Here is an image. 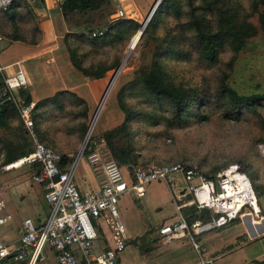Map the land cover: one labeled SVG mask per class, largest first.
I'll return each mask as SVG.
<instances>
[{
    "label": "rangeland",
    "instance_id": "374dc122",
    "mask_svg": "<svg viewBox=\"0 0 264 264\" xmlns=\"http://www.w3.org/2000/svg\"><path fill=\"white\" fill-rule=\"evenodd\" d=\"M47 2L49 8L57 11L49 12L46 9L45 0H36L29 5L36 20L33 26L30 19L23 20L21 25L26 37L31 38L28 32L35 25L42 32L41 22L44 18H58L60 26L57 25L56 33L60 36L64 51H66L64 37L67 34L83 37V39L72 40L71 46L77 50L78 55L83 56L86 68L93 66L97 69H105L114 65L117 68L122 60L128 57L108 96L106 106L110 101L114 102V99L117 101L116 96L120 90L133 82L138 70L151 64L154 52L159 45L163 46L164 55L160 58V62L166 82L196 94L198 96L196 100H201L200 107L193 108V115L199 116L198 112H200L207 116V121L201 122L193 118L186 126L169 129L166 127V121L170 117L169 108L160 109L158 102H155L152 96L135 83L128 86L123 93V102L137 116V123L131 127V135H134L137 140L136 148L139 149L133 154L135 163L132 167H144L150 163L163 165L184 162L195 164L206 178H215L221 171L237 165L246 172L255 186V191L257 189V192L263 195L259 199L261 206H259L261 209L259 218H264V125L250 113L243 114L235 120L227 119L220 107V101L218 103L215 98L218 87L223 81L240 96H264V36L262 32H258L255 37L249 39L239 51L234 53L228 49L221 55L217 65L202 63L196 54L178 59L177 46L173 44L179 40L183 41L192 34V29L186 26L191 21L190 8L187 0H169L171 7L161 14L157 23L142 37L139 29L136 31L127 28L119 37L109 36L107 43L101 48L92 49L87 41L90 39L91 32H105L110 26L120 21L109 17L115 12V0L94 3V5L92 3L82 8L77 7L70 14H63L58 2L54 0ZM155 2L156 0L154 2L145 0L141 4L140 1L126 0L124 5L129 16L128 20L136 21L141 27ZM161 2L162 0L159 5ZM208 3H213L214 7H210L208 11L200 9L197 14L198 17H203L214 25H217L219 17H222L229 18L235 23L252 24L258 27L259 17L264 11V0H197L194 5L207 8ZM6 31L9 32V28ZM0 32L6 44L5 35L1 30ZM116 68L106 72L105 87L109 84ZM262 105L258 109V114L264 116V102ZM97 108L98 105L85 121L86 130L78 129L80 137L78 150L84 145L87 131L89 138H99V119L94 121ZM62 122L67 129L71 128V124H77V121L71 120L70 117L63 118ZM66 132L68 134L60 133L56 139L63 137L68 148L74 147L77 138L76 134L71 133H75V129L72 127L71 131L66 130ZM2 146L0 145V148ZM78 150L75 151L78 152ZM5 167L3 156L0 154V177L8 172ZM131 169L129 166L127 172L126 169L123 171L127 174L131 173ZM182 184L175 183L177 190L184 187ZM130 194L135 196L133 192ZM189 212L190 210L186 216Z\"/></svg>",
    "mask_w": 264,
    "mask_h": 264
},
{
    "label": "built area",
    "instance_id": "2783aa9c",
    "mask_svg": "<svg viewBox=\"0 0 264 264\" xmlns=\"http://www.w3.org/2000/svg\"><path fill=\"white\" fill-rule=\"evenodd\" d=\"M17 1L28 5L36 2L0 0V12H6ZM55 1L61 3L64 0ZM92 1L77 0L78 7L88 6ZM125 1L115 0V12L109 15L111 19H129ZM103 34L104 31H95L90 37H101ZM3 42L4 38L0 33V48ZM26 85L27 79L21 69L11 76L2 77L0 115L7 104H13L17 110L33 144V151L19 159L20 165L17 168H37L31 179L35 184L44 186V199L49 205L50 213L44 222L38 224L25 219L16 244L0 237V262L11 258L14 262L27 260V264L42 263L46 260V250H50L56 264H117L128 241L126 227L120 216L121 198L131 192L138 198H143L147 188L153 183L170 184L171 189L175 178L182 181L184 187L181 191L189 194L192 200L184 203L182 194L174 192L177 221L161 227L158 233L165 245L187 237L199 258L196 264H210L204 257L205 249L197 240L198 237L221 229L233 221H242V217L246 215L259 219L261 209L252 183L246 172L237 165L221 171L214 179L203 176L195 164L184 162L168 165L150 163L144 167H131V173L125 175L122 166L112 159L104 140L99 138L91 141L88 146V136L69 168L63 170L62 156L43 144L36 135L32 120L34 104L24 100L19 94ZM84 162L102 175L101 184L96 190L81 192L73 182L76 169L82 168ZM7 167L8 165L5 170ZM188 206L195 207L197 211H209L210 220L196 221L189 226L184 213ZM11 219L6 213V205L0 200V227L7 225ZM103 224L109 231L112 244L97 251L95 243L100 238L99 228Z\"/></svg>",
    "mask_w": 264,
    "mask_h": 264
},
{
    "label": "crops",
    "instance_id": "0c3cea01",
    "mask_svg": "<svg viewBox=\"0 0 264 264\" xmlns=\"http://www.w3.org/2000/svg\"><path fill=\"white\" fill-rule=\"evenodd\" d=\"M45 1L46 9L53 12L49 8L48 0ZM136 1L143 4L145 0ZM59 22L58 18L50 17L42 20L43 36L38 46H28L18 42L6 45L3 42L0 48V76L1 78L11 76L19 69L24 71L27 79L24 89L26 100L33 103L34 107H38L41 103L39 110L35 112L38 117L33 119L34 125L39 129H50L52 134L49 137L45 134L47 140L44 142L73 161L78 145L68 148L63 137L56 139L60 133L54 136L55 122L49 116L54 108L42 103L60 92H71L86 103L89 118L105 92L106 79H89L72 67L69 56L60 43V36L56 33L57 25L60 26ZM107 101L108 98L105 103ZM113 101L107 106L103 105L98 116L99 138L104 132L121 125L124 120L117 101L115 99ZM5 122L8 134L14 132L21 135V131L25 129L18 116L8 115ZM69 165H65L62 169L67 170ZM128 167L122 166L126 172ZM36 169V167L22 166L7 170L5 176L0 177V200L4 202L6 213L12 218L7 225L0 227V237L11 244L17 243L19 230L25 219H31L38 224L49 216L50 208L44 199V186L35 184L31 179ZM101 181L102 175L85 162L82 168L76 169L73 177L74 184L81 192L98 189ZM176 182L182 184L181 180H174L171 184L172 190L170 184L153 183L147 188L143 198L131 194L121 198L120 216L126 227L128 241L117 264H196L198 262L199 258L187 237L173 240L165 245L161 242L158 233L161 227L177 221L173 203L174 192L178 191L182 194L184 203L192 200L189 194L177 190ZM191 207H186L184 213H187ZM259 227L260 233L257 235L248 224L233 221L221 229L203 234L197 240L202 243L205 249L204 257L210 261V264H264V228L261 225ZM99 232L100 238L95 243L97 251L112 244L109 231L104 224L99 228ZM0 264H27V260L14 262L8 258ZM37 264H56L53 252L46 250V260Z\"/></svg>",
    "mask_w": 264,
    "mask_h": 264
},
{
    "label": "trees",
    "instance_id": "16d2710c",
    "mask_svg": "<svg viewBox=\"0 0 264 264\" xmlns=\"http://www.w3.org/2000/svg\"><path fill=\"white\" fill-rule=\"evenodd\" d=\"M187 1L190 8L191 21L186 24V26L189 29H192V34L189 37L185 38L183 41L179 40L177 42H174L173 46H177L176 53L178 59L182 58L183 56L191 57L193 54H196L198 59L202 63L217 65L221 55L226 53L228 49L235 53L239 51L249 39L255 37L258 32H262L264 36V11L259 17L258 27L252 24L235 23L232 22L229 18L222 17H219V23H217V25H214L203 17H198L197 14L200 9L209 10L210 7H214L213 3H208L207 8H200L194 5L197 0ZM99 2H107V0L92 1L93 5L94 3L99 4ZM214 3H217V1H214ZM59 4L63 14L73 13L78 7L77 0H64ZM97 6L99 7V5ZM170 7L171 5L169 4V0H162L159 7L156 8V11L152 15L149 24L144 29L142 35L146 34L149 29L155 23H157L161 14ZM26 19H30V21L32 22V26L33 22L36 20L35 15L26 2L17 1L6 12H0V30L5 35L6 45H11L18 42L28 46H38L42 42L43 34L36 25L31 31L28 32L29 35H31V38L26 37L21 25L23 20ZM119 20L120 21H118L117 24H115L114 26H110L109 29L104 32L103 36L96 38L89 37L90 39L87 41L90 47L92 49L101 48L104 44L107 43L109 36L119 37L127 28H132L136 31H138L137 29H140V25L134 20ZM8 28L9 32L6 31ZM74 39H83V37L81 35L71 36L67 34L64 37V46L69 55V61L72 67L80 74L88 77L89 79L98 80L104 78L106 72L114 70V68H116V65L105 69H97L93 66L86 68L84 66L83 56L78 55L77 50L71 46V41ZM162 50L163 46L159 45L154 52L151 64L143 69L138 70V72H136V78H134L133 82H131V84L129 83L128 86L135 83L136 86H139L147 94L152 96L155 99V102H158L157 104H159L160 109H164L165 107L169 108L168 111L170 112V117L166 121V127L169 129L186 126L193 118H197L201 122L207 121V116L202 115L200 112H198L199 116L195 117L193 115V108L195 106L200 107L199 103L201 102V100H196L198 97L196 96V94H193L181 87L171 85L166 82L163 67L160 62V58L164 55V52ZM1 82L2 78L0 76V83ZM128 86L126 85L124 88H122L116 96L118 108L124 115L122 124L104 132L101 135V138L104 140L112 159L116 163H118L120 166L132 167V165H134L135 163L133 154L139 149L136 148L137 140L134 138V135H131V127L132 125L137 123V116L136 114H133L123 102V93L127 90ZM215 98L218 103L220 101V107L223 109L227 119L235 120L243 114L250 113L258 118L260 124L264 125V116L258 114V109L263 106L262 103L264 102V96H240L235 90L231 89L225 83V81H223L218 87V94H216ZM27 101L30 102L28 99ZM42 104H48L54 108L49 115L53 118V122H55V130L53 132L55 133L54 136L57 133L66 135L68 134L66 130L71 131L73 127L75 129V133L71 134H76L77 139L75 140L74 144V147H76V145H78L79 143L80 138L78 129L86 130L84 127V123L88 119L86 103L71 92H60L53 98L44 101ZM40 106L41 103L40 105H38V107H34V113L32 112V120L35 117H38L37 115H35V112L39 110ZM8 115L19 117L18 112L13 104L5 105L0 115V145H3L0 148V154L3 156L5 166L17 162L20 158L28 155L33 151V144L26 129L21 131V135H19V133L17 134L14 132H10V136V134L7 133L6 130L8 129L5 121ZM68 117H70L71 120L77 121V124L70 125V129H67L65 126H63L62 122L63 118L65 119ZM46 123L48 122L46 121ZM43 125H45V122ZM41 129H39L37 125L35 126V132L36 135L39 136V140L46 146L54 149L50 144L44 142L45 140H47L46 135L49 137L50 134H52V131L47 128L42 129L44 131H42ZM2 131H4V133ZM94 138L95 137L90 138L88 146L90 145L91 141L97 139ZM59 154L62 156L61 168L72 163V159L68 160L65 155L61 153ZM168 164L170 163L163 165ZM252 186L256 194L257 189L255 191V186L253 185V183ZM261 196L263 195L257 192L256 197L258 200V204ZM185 217L188 225L192 226V224H194L196 221H209L211 218V213L207 210L197 211L195 207H191L189 215L186 216L185 213ZM262 226L264 228V219Z\"/></svg>",
    "mask_w": 264,
    "mask_h": 264
},
{
    "label": "water",
    "instance_id": "95a60500",
    "mask_svg": "<svg viewBox=\"0 0 264 264\" xmlns=\"http://www.w3.org/2000/svg\"><path fill=\"white\" fill-rule=\"evenodd\" d=\"M160 1H161V0H156L155 4L153 5V7H152V9H151V11H150V13H149L148 16H147L145 22L141 25V27H140V29H139V32H140L141 37H142L143 31H144V29L146 28V26H147L149 20L151 19L152 15H153L154 12L156 11V8H157V6L159 5ZM56 11H57V10H53V12H56ZM140 39H141V38H140ZM122 69H123V60H122V62L119 64V66L115 69L114 74H113V76H112V78H111L109 84L107 85V87H106V89H105V92H104V94H103V96H102V98H101V101H100L99 104H98V108H97V110H96L97 113H98V112L100 111V109L102 108V104H103V102H104L105 99L107 98L109 92L111 91V88H112L114 82L116 81V79H117V77H118V75L120 74V72H121ZM19 94L22 96V98H23L24 100H26V94L24 93V90H20V91H19ZM88 130H89V128H88ZM87 135H88V131H87V133H86V139H87V137H88ZM86 139H85V140H86Z\"/></svg>",
    "mask_w": 264,
    "mask_h": 264
},
{
    "label": "bare ground",
    "instance_id": "6f19581e",
    "mask_svg": "<svg viewBox=\"0 0 264 264\" xmlns=\"http://www.w3.org/2000/svg\"><path fill=\"white\" fill-rule=\"evenodd\" d=\"M127 58H128V57H127ZM127 58H125L124 61H123V67L125 66V62H126V59H127ZM114 83H115V82H114ZM113 86H114V84H113ZM113 86H112V88H113ZM112 88H111V90H112ZM110 92H111V91H110ZM110 92H109V94H110ZM109 94H108V96H109ZM108 96H107V98H108ZM107 98L105 99V101L107 100ZM105 101L103 102L102 107H103V105L105 104ZM101 110H102V108L100 109V111H101ZM100 111H99L98 113L96 112V114H95V118H94V121L98 119V115L100 114ZM92 125H93V123H92ZM92 125H91V128L93 127ZM91 128H90V131H91ZM19 165H20V162H19V160H18L16 163L11 164V165L7 168V170L17 168ZM236 169H237V168H236ZM233 170H235V169H232V171H233ZM255 208H256L257 210L259 209L258 206H255ZM248 218H249V219H248ZM242 222H244L245 224H248V225L251 227L252 231H253V232H256V234L259 235V233H260V232H259V230H260L259 225L262 226V224H263V218H259V219L255 218V217H252V218H251L250 215H246V216H243V217H242ZM251 236L254 237L252 234H251Z\"/></svg>",
    "mask_w": 264,
    "mask_h": 264
}]
</instances>
